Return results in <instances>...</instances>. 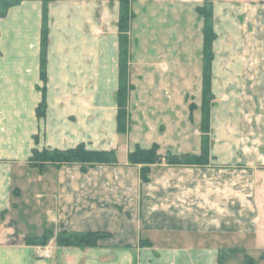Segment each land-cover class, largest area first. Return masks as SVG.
<instances>
[{
	"label": "crops",
	"instance_id": "1",
	"mask_svg": "<svg viewBox=\"0 0 264 264\" xmlns=\"http://www.w3.org/2000/svg\"><path fill=\"white\" fill-rule=\"evenodd\" d=\"M178 2L131 3L133 88L123 137L134 136L142 147L154 142L196 153L199 139L181 145L166 139L177 131L180 114L189 113L187 96L178 94ZM197 3L201 82L203 19L196 8L204 0ZM47 14L45 84L41 2L23 1L0 19V264H243L246 257L264 264V0H212L209 164L160 165L151 184L141 186L124 166L87 173L77 164L30 166L34 149L122 148L115 101L118 2L59 0L48 4ZM43 90L45 115L38 117ZM191 120L199 123V108ZM223 128L235 138L215 137ZM32 195L42 206L31 204ZM63 229L110 237L90 248L59 247L55 235ZM49 230L45 246L23 241ZM44 250L50 256H41Z\"/></svg>",
	"mask_w": 264,
	"mask_h": 264
},
{
	"label": "trees",
	"instance_id": "2",
	"mask_svg": "<svg viewBox=\"0 0 264 264\" xmlns=\"http://www.w3.org/2000/svg\"><path fill=\"white\" fill-rule=\"evenodd\" d=\"M23 1L34 0H0V19L5 16L8 9ZM42 3V28L40 35V79L46 83V50L48 44V4L59 0H37ZM103 1V0H94ZM117 1L119 4V15L117 21L118 29V71L119 82L118 89L115 94V101L117 106L116 114V130L120 134H124L128 127V111L127 98L129 91L133 88L129 81V25L133 18L131 11V3L133 0H110ZM199 17L203 19V42H202V81H201V126L202 132L201 153L199 155H173L167 153L165 155L166 161L172 165H189V166H205L209 164V141H210V115L211 107L213 105V94L211 90V63L213 60V41L216 35L212 24V0H204L202 6L196 8ZM194 104H190V109L193 111ZM37 116L43 117L45 115V94L43 90L42 101L37 108ZM159 147L153 145L150 148H135L127 154V162L130 165H139L140 178L143 182H148V174L150 166L158 163L162 157L158 153ZM29 164L31 167L41 170L45 163L60 167L61 165L77 164L82 171L91 168L95 165H115L117 157L113 150H96L89 149L84 144H79L73 148L67 149H42L32 150L29 157ZM109 234L102 232H70L61 231L56 235V245L59 247H78L90 248L95 247L98 241L102 238L109 237ZM49 233L46 232L41 237H25L24 243L29 245L45 246ZM141 246L150 245L147 242H140ZM264 260V252L261 255ZM243 264H254V259L246 257Z\"/></svg>",
	"mask_w": 264,
	"mask_h": 264
},
{
	"label": "rangeland",
	"instance_id": "3",
	"mask_svg": "<svg viewBox=\"0 0 264 264\" xmlns=\"http://www.w3.org/2000/svg\"><path fill=\"white\" fill-rule=\"evenodd\" d=\"M34 1H37V0H34ZM197 1L198 0H194V1L193 0H190V1L179 0V2H178V7H179V9H178L179 10L178 22H179V38H180V43H179L180 67H179L178 94L180 97H183L184 95L187 96L186 99L189 102V113H188V115L187 114H183V115L180 114V116L178 118V123L176 124L177 125V131H178V132L177 131L176 132L180 133V135H178V138L175 139L176 132L174 130H171L170 132L166 133V135H167L166 139L168 141H172V142L179 141L180 145L185 140H192L193 141L194 139H196V140L199 139L200 140L199 151L196 153L177 152L178 150L180 151L182 149L181 147H184V146L160 147L159 144L153 142L151 146L157 145L159 147L158 153L160 155H162V157L158 163H155V164L150 166V172L148 174L149 181L143 182L140 178V168L141 167L139 165L128 164L127 154L130 151H132L135 148V146H139L141 148H150L151 146L142 147L139 143L133 144V142L135 141L134 136H131L132 138L130 137L129 139H126V137H125V139H124L123 136H126V134L129 131V118H128V127H127L126 133L120 134L117 132L118 134H120L122 136V137H120V140H119L120 146H122V148L121 149L120 148L119 149H115V148L110 149V150L115 151V154L117 157V163L115 165H103V166L102 165H95L91 168H87L86 171H82L81 167L77 166L80 169V171H82L83 173H87V172L97 170V169L101 170L102 167L119 168V167L124 166V167L128 168V171L131 173L130 176L137 178V181L139 182L140 186L144 185V184L150 185L151 182L154 180L153 177L155 176V174H153V170H154V172L156 171V169L160 170V165H164L165 167H174V168L190 167L189 165H172V164L168 163V161H166V157H165V155L167 153L173 154V155H183V154L199 155L201 153L202 132L200 130V126H201V100H200V97H202V94H201V82H200L199 73H198L199 72L198 64H199V55H200L198 45H199V40H200L199 36H200V24H201V22L199 21V19L197 18L196 14L193 11V8H195V6L198 5ZM170 19H171V16L168 15V20H170ZM172 21H173V19H172ZM185 45H186V48H185ZM189 63H190V67H189ZM189 70L191 72L195 71L196 77L195 76L191 77V73L189 72ZM190 104H194V106H195L193 111H195L196 109L199 108L200 121L196 125L192 124L191 115H192L193 111L190 109ZM232 122H233V117H232ZM226 127L227 126H225V128ZM214 131H215L214 132L215 137H217V138L223 137V138L232 139V140L235 138L234 137V131H230L229 128L228 129L223 128L222 130L215 129ZM186 134H188V136ZM209 136H210V133H209ZM209 145H210V141H209ZM175 149H178V150H175ZM209 152H210V148H209ZM209 155H210V153H209ZM123 157H124V159H123ZM210 160H211V158H210ZM85 177H87V176H85ZM88 179L89 178L85 179L84 181L87 182ZM233 188L238 189V187L235 188V186H233ZM229 197H231V196H229ZM30 199L32 200L31 204H34L36 206H42V204H41L42 200L35 198L33 195ZM36 220L38 221L39 218ZM18 225H19V227H25L26 226L25 222L22 219L18 220ZM35 227L38 229L39 226L37 224H35ZM63 230H60L57 233H59ZM65 231H68V230H65ZM47 232L49 233V237L47 239V242H49L50 235H51L52 231L49 230ZM70 232H80V231H70ZM88 232H101V231H88ZM102 233H106V232H102ZM106 234H108V233H106ZM52 235H53V233H52ZM56 235H55V242H56ZM108 236L110 237V234ZM102 239H104V238H102ZM146 246L149 247L150 245L149 246L146 245ZM43 252H42L41 256H43V255L47 256V257L50 256L48 251H45L44 253ZM261 260H263V259H261Z\"/></svg>",
	"mask_w": 264,
	"mask_h": 264
}]
</instances>
